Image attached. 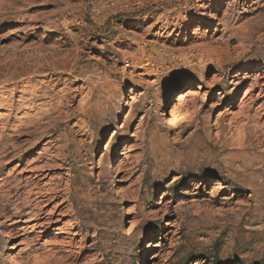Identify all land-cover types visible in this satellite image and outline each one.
<instances>
[{
	"label": "rangeland",
	"instance_id": "374dc122",
	"mask_svg": "<svg viewBox=\"0 0 264 264\" xmlns=\"http://www.w3.org/2000/svg\"><path fill=\"white\" fill-rule=\"evenodd\" d=\"M13 255L264 264V0H0Z\"/></svg>",
	"mask_w": 264,
	"mask_h": 264
},
{
	"label": "bare ground",
	"instance_id": "6f19581e",
	"mask_svg": "<svg viewBox=\"0 0 264 264\" xmlns=\"http://www.w3.org/2000/svg\"><path fill=\"white\" fill-rule=\"evenodd\" d=\"M194 85V84H193ZM193 85L192 86H190V87H188L185 91H180L178 94H179V97H178V99L177 100H181V99H183V98H185L187 95H189L191 92H193L194 90H195V88H193ZM194 103V102H193ZM175 104L176 103H174V106H175ZM177 106V105H176ZM174 109V108H173ZM174 111H175V109H174ZM174 114V113H173ZM172 116H174V115H172ZM133 135H137V133H134ZM138 136V135H137ZM133 144H130V147L132 146ZM124 152L125 151H121V153L120 154H124ZM119 168H120V165H116V169H117V171L119 170ZM32 178V175H28L26 178H25V180L28 182L30 179ZM34 178V177H33ZM2 187V186H1ZM33 189V188H32ZM39 191L38 190H36V193H38ZM28 193V192H27ZM31 193H32V191H31ZM28 196V195H27ZM26 197V196H25ZM41 198V197H40ZM42 199V198H41ZM36 201H38V198H37V200ZM40 201V202H39ZM38 201V205L40 204V203H42L43 202V199L42 200H39ZM35 206H36V204H35ZM40 207V206H39ZM20 208V207H19ZM41 209V208H40ZM34 215H36V213L35 212H33V211H31L30 212V215L26 218V219H24L23 221L26 223L27 221H29V220H31L32 219V217L34 216ZM36 217V216H35ZM46 220H48V219H45L44 218V220L42 221V223H44V222H46ZM20 220H18L17 218L16 219H14L13 221H12V224H16V223H18ZM48 223V222H47ZM3 224V223H2ZM38 223H34L33 225H32V227H34V225H37ZM29 225L27 224V225H21V226H19L18 227V229H23V230H26L27 229V227H28ZM31 226V225H30ZM6 229H4V231H5ZM7 234L9 235V234H14L15 233V228H11V229H7ZM9 236H11V235H9ZM26 238L27 237H24L23 239H22V241H26ZM155 246H157V242L156 241H149L148 242V250H151V249H153ZM10 248L11 249H13L14 247H13V245H11L10 246ZM10 255H12V254H10ZM12 258H13V260H16L15 262L17 263V264H21L19 261H17V259H15V257H14V255L12 256ZM23 262V261H22ZM144 262H147V254L145 255V260H144ZM23 264V263H22Z\"/></svg>",
	"mask_w": 264,
	"mask_h": 264
}]
</instances>
